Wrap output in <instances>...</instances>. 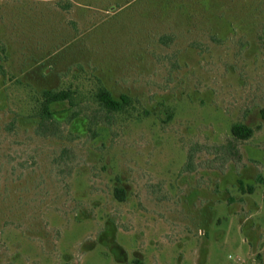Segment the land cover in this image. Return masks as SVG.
<instances>
[{"label": "rangeland", "instance_id": "obj_1", "mask_svg": "<svg viewBox=\"0 0 264 264\" xmlns=\"http://www.w3.org/2000/svg\"><path fill=\"white\" fill-rule=\"evenodd\" d=\"M263 110L264 0H0V264H264Z\"/></svg>", "mask_w": 264, "mask_h": 264}, {"label": "trees", "instance_id": "obj_2", "mask_svg": "<svg viewBox=\"0 0 264 264\" xmlns=\"http://www.w3.org/2000/svg\"><path fill=\"white\" fill-rule=\"evenodd\" d=\"M68 10L70 5L63 7ZM172 39L169 36H164L161 38V42L168 45ZM43 100H41L38 109V122L35 127V134L42 138H63V130H61V123L55 118V113L52 110V105L58 102L68 101L70 105H75V97L71 90H45L42 93ZM96 103L100 108L108 114H119L127 112L132 108V99L127 95H121L119 98H115L111 91L106 87L99 86L98 90L94 94ZM264 113V110H263ZM92 120L89 122L92 130ZM231 133L233 139L228 141L225 145L218 147L222 150L224 156L228 159L240 157V152L238 147L234 142L249 140L253 137L255 130L243 123H235L231 128ZM216 147V149H218ZM261 183H264L260 179ZM241 187L244 188V183L241 182ZM250 186L249 190H252ZM116 196L119 198L124 197V191L120 188L116 189Z\"/></svg>", "mask_w": 264, "mask_h": 264}, {"label": "built area", "instance_id": "obj_3", "mask_svg": "<svg viewBox=\"0 0 264 264\" xmlns=\"http://www.w3.org/2000/svg\"><path fill=\"white\" fill-rule=\"evenodd\" d=\"M231 258V257H230Z\"/></svg>", "mask_w": 264, "mask_h": 264}]
</instances>
